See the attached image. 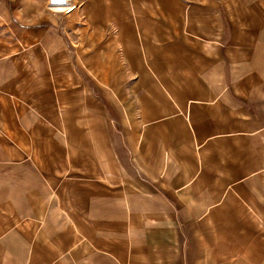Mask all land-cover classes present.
I'll return each instance as SVG.
<instances>
[{"label": "crops", "instance_id": "crops-1", "mask_svg": "<svg viewBox=\"0 0 264 264\" xmlns=\"http://www.w3.org/2000/svg\"><path fill=\"white\" fill-rule=\"evenodd\" d=\"M85 2L142 88L42 114L0 61V264H264V0Z\"/></svg>", "mask_w": 264, "mask_h": 264}, {"label": "rangeland", "instance_id": "rangeland-1", "mask_svg": "<svg viewBox=\"0 0 264 264\" xmlns=\"http://www.w3.org/2000/svg\"><path fill=\"white\" fill-rule=\"evenodd\" d=\"M85 1L73 0L69 6L74 10L69 13L53 10L48 0H0V18L4 19L0 21V50L5 51L0 52V61L19 65L15 70L23 109L44 114L53 106L57 114L59 104L78 99L79 91L86 90L87 95L95 91L94 79L105 80L121 92L141 90L138 78L144 69L130 66L141 59L134 55L130 61L120 47L116 52L110 32L97 46L101 51H82L88 39L82 32Z\"/></svg>", "mask_w": 264, "mask_h": 264}, {"label": "water", "instance_id": "water-1", "mask_svg": "<svg viewBox=\"0 0 264 264\" xmlns=\"http://www.w3.org/2000/svg\"><path fill=\"white\" fill-rule=\"evenodd\" d=\"M73 0H48V4L51 8L55 7H67L71 5Z\"/></svg>", "mask_w": 264, "mask_h": 264}, {"label": "bare ground", "instance_id": "bare-ground-1", "mask_svg": "<svg viewBox=\"0 0 264 264\" xmlns=\"http://www.w3.org/2000/svg\"><path fill=\"white\" fill-rule=\"evenodd\" d=\"M53 10H56V11H67V12H72L74 10V8L72 7H55V8H52Z\"/></svg>", "mask_w": 264, "mask_h": 264}]
</instances>
